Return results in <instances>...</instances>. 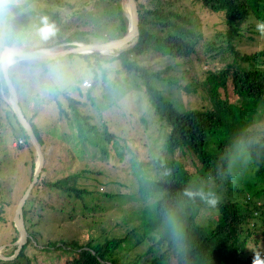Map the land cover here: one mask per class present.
<instances>
[{"label": "trees", "instance_id": "16d2710c", "mask_svg": "<svg viewBox=\"0 0 264 264\" xmlns=\"http://www.w3.org/2000/svg\"><path fill=\"white\" fill-rule=\"evenodd\" d=\"M34 1L40 0H24L12 6L14 16L0 17V54L6 47L23 52L31 50L23 43L29 15L19 11ZM120 1L94 0L73 32L69 26L59 23L56 14L48 13L50 22H58L56 26L46 23L43 18L46 11L37 15L41 30L53 35V47L69 50L74 48L73 44L109 42L124 37L129 22ZM136 3L139 36L124 49L104 55H70L55 61L22 60L8 69L20 108L41 146L45 134L37 120L44 107L38 108L35 99L36 104L27 98L29 93H41L39 88L35 93L32 80L26 85L18 72L27 70L35 75L33 79L40 78L52 73V68L63 66L64 59L69 62L75 57L85 62L86 70L93 75L90 90L98 84L105 89L108 76L114 75L111 93L103 96L104 102L110 101L113 106L118 93L124 91L142 93L167 132L164 144L168 156L148 159L149 170L134 168L133 175L127 176L131 178L129 184L123 186L128 193L102 195V199L109 200L137 199L139 208L125 213L121 224H115L117 232L101 230L96 236L88 234L84 242L51 241L41 245V252H61L67 256L65 262L56 264H122L119 257L125 255L134 241L140 245L148 240L153 243L148 256H144L149 259L148 264H264V257H260L264 255V48L254 54L239 50L242 41L264 36V0H194L191 5H198L208 14L220 15L223 21L222 32L210 38L205 37L200 18L186 10L185 4L179 7L180 0H136ZM155 58L159 62L150 61ZM164 59L176 61L177 68H188L172 76L174 67L169 64L162 67ZM209 63L219 65L206 69L204 79L199 82L193 74L194 67ZM159 84H167L186 97L182 111L164 95L165 90ZM42 85L54 90L58 117L52 125L65 122L75 128L81 147L100 150L108 158L111 154L118 155L120 144L126 148L134 141L136 128L122 137L106 123L98 127L99 123L93 124V119L84 112L88 103L61 92L50 80ZM90 90L84 95L92 107ZM8 96L0 65V224L5 225L6 213L15 206L11 201L13 175L9 172L16 161L13 143L16 150L28 153L29 161L24 164L29 183L35 170V150L3 100ZM141 148L148 149V146L141 143ZM242 154L249 160L251 174L243 175L236 166L237 157ZM181 157L190 158L191 169L178 160ZM46 172V168L42 169L23 208L27 243L16 259L0 260V264H33L25 251L39 246L37 237L41 235L35 230L29 231L28 223L35 229L40 227L45 209L66 215L72 222L93 220L103 211L101 205L91 202L96 198L86 200L91 192L75 185L84 173L43 177ZM43 189L48 194V204L56 193L57 206H43L44 200L38 199ZM126 219H130L129 223ZM10 225L13 235L4 242L7 246L19 238L12 219ZM156 246L165 247V251L158 253ZM15 250V246L5 248L3 255L11 257ZM140 259L137 257V261Z\"/></svg>", "mask_w": 264, "mask_h": 264}, {"label": "rangeland", "instance_id": "374dc122", "mask_svg": "<svg viewBox=\"0 0 264 264\" xmlns=\"http://www.w3.org/2000/svg\"><path fill=\"white\" fill-rule=\"evenodd\" d=\"M23 1L24 0H0L1 19H5L12 15L14 16L15 13L12 6L23 3ZM184 1L187 2L184 3ZM93 2L94 0H40L27 4L19 11V13L29 15V22L25 32L26 36L23 39L25 46H28L29 49H31L29 52L48 50L52 51L50 53H57L65 51L56 50L57 48L53 47L55 39L52 34L41 30V19L37 14L42 15L43 12L46 11L43 18L46 23L49 22V24L54 26H56L58 22L53 20L50 22L48 13L56 14L59 23L69 26L71 32H73L75 28L81 24L79 19L86 17V12L91 9ZM120 2L122 10L127 17L128 12L124 6L125 1L121 0ZM180 2L179 7H182L181 4H185L184 7H186V10L194 13L200 18L203 23L205 37L210 38L216 32H222L223 21L220 19V15L208 14L198 5H191L194 0L193 2L191 0H180ZM53 28L56 29L58 27ZM79 28L83 27L81 26ZM95 28L99 30L98 27ZM66 32H64V34ZM100 33L104 35L102 32ZM248 36L250 35H247V37ZM101 43L104 42L100 40H94L92 42V44ZM263 48L264 36L255 37L254 40L250 42L242 41L241 44H239V50L246 54L257 53ZM150 61L159 62L157 58ZM63 62L65 63L63 66L52 68L53 72L49 75H43L36 79H33L35 75L28 73L27 70H20L18 72L20 78L26 81V85L28 81L32 80L35 93H37L38 88V93H41V95L36 94L38 97L32 93L26 94L29 102L36 104V100L38 108H40V106L44 107L42 115L40 114L37 120V123L44 128L43 132L45 134V136H43L44 144L42 146L40 145L44 156L42 169H47V172L46 174H43V177H57L62 173H68L70 175L84 173L82 177L76 180L75 185L91 192V196L87 197L86 200L91 201V199L96 198L97 200H92L91 202L101 205L103 211H101L100 215H95L96 217L93 220L78 221L79 219H76L72 222L69 221L66 215L60 216L57 213L49 212V209H45L44 217L40 221V227L35 229L28 223L29 231L32 229L41 235V238L37 237L36 245L39 246H31L25 251V254H27L33 264H56L57 262H65L67 259V256L61 252L53 253L51 251L50 253H42V244L61 239L79 240V242H84L86 240L85 237L88 234L96 236L101 230L117 232L118 227H115V224H121L125 213H131L139 208L138 203L136 202L137 199L131 200L123 197H114L109 200L102 199V195L108 194L110 196H119L125 194V191L128 193L123 186L129 184L131 178H128L127 176L129 173H132L134 168L149 170L148 159L153 160L164 154L168 156L164 144L165 133L167 132L161 126L159 118L154 114V111L151 109L146 97L142 93L135 90L129 92L124 91L123 94L118 93L117 98L114 100L115 104L112 106L110 101L108 103L107 101H103V96L106 93H111V90L109 91V89L113 85L112 78L114 75L108 76L107 82L104 85L105 89L98 84L96 89L90 90L92 89L91 84L93 75L86 70L85 62L78 57H75L69 62L64 59ZM16 63H18V60L14 59V64ZM167 64L174 67L173 72L171 73L172 76H176L178 72L184 73L188 68L187 66L177 68L176 61H170L168 59L162 60V67H165ZM218 65V63H209L203 67L196 66L194 67L195 70L193 71V74L200 82L204 79L203 72L206 71V69H212L218 67ZM186 77L188 76L186 75ZM48 80L53 82L61 92H67L71 97L75 98V100L81 101L82 103H88L86 108H84V112L93 119V124H96V122L99 123L98 127L101 126V123H106L110 130L122 135V137L126 136L128 131L132 132L136 128L135 130H137V132L133 135L134 141H132L131 144H127L126 148L120 144L119 147H121V150H118V155L114 156L111 154L108 158L103 157L100 150L90 149V146L81 147V142H78L75 136V128L68 127L65 122L52 125V123L56 121L58 113L53 102V88L42 85ZM159 88L165 90L164 95L176 105L178 110L182 111L184 109L186 97H182L177 89L169 87L167 84H159ZM87 90H90V96L93 98L94 105L92 107L90 106V102L86 101L84 95ZM25 91L27 90L23 89V92ZM80 94L82 95V98L80 97ZM3 100L9 107V96L3 98ZM142 121H145L146 123H143ZM262 124L264 127V121ZM141 143L142 145H147L148 149H142ZM12 151L14 152L16 161L15 166L13 165L12 168L9 169L12 171L9 172L13 175L11 184L13 193L11 201L15 203V206L11 207V209L8 210V213H6L9 222L7 221L6 225L0 224V248L3 246L0 255L2 256H4L3 250L5 248L14 247V243L7 246L4 242L9 240L13 235L10 220L14 218L15 209L19 202L18 200L22 197L31 183H29L28 179V169L24 164L26 161H29L28 153L22 150H16V143L12 144ZM178 160L188 169H191L190 158L181 157L178 158ZM36 161L37 155L35 153V164ZM236 166L241 169L243 175L252 173L249 166V160L243 154L237 157ZM131 175H133V173ZM52 195L54 196L53 200L48 204V200L46 199L48 194L45 189H43L38 194V199L42 198L44 200L43 206L46 205L47 208L48 206L52 208L58 204V201L55 198L56 193H53ZM29 208L31 207H28V209ZM206 217H208V215ZM129 220L130 219H126V223H129ZM152 245L153 243L148 240L143 241L140 245L134 241L133 246L128 247L129 250L124 252L125 255L119 257L120 262L122 264H148L149 259L144 256H148L147 252ZM155 250L158 253H162L165 251V247L156 246ZM139 256L141 259L137 261V257ZM260 257L263 258L264 255H261Z\"/></svg>", "mask_w": 264, "mask_h": 264}, {"label": "water", "instance_id": "95a60500", "mask_svg": "<svg viewBox=\"0 0 264 264\" xmlns=\"http://www.w3.org/2000/svg\"><path fill=\"white\" fill-rule=\"evenodd\" d=\"M126 1L129 6V12H128V33L117 40H112L109 42H104L101 44H73L74 48L65 50L62 52H57V53H49V54H44L43 52H47L48 50H39V51H33V52H23L22 50H17V49H12V48H5L3 52L0 55V65L3 73V77L6 83V87L8 89L9 93V98L10 102L9 107L14 113L18 123L20 126L23 128L25 131L27 137L30 140V143L32 144L35 153L37 155V161L35 164V170L33 174L32 181L26 191L24 192L23 196L19 200L17 207L15 209V214L13 218V225L17 232L19 233V238L18 240L14 243V246L16 247V250L14 254L11 257H5L0 255V260L1 261H13L16 259L23 249V247L26 245L28 236L26 233L25 229V224H24V217H23V208L25 205L26 200L29 197V194L33 188V186L37 183L38 178L40 176V173L43 168L44 164V156L43 152L41 149V146L36 139V136L34 135L33 129L29 122L26 120L20 105L18 101V95L16 92V89L9 77L8 74V69L10 66L6 65L3 62V57L7 56L9 54L13 55L14 59H17L18 61L22 60H48V61H55L58 59H62L65 57H68L70 55H80V54H93V53H99L101 55H104L110 51H118L124 49L128 44L136 40L139 36V19H138V9H137V3L136 0H122ZM52 50V49H51ZM52 52V51H48ZM14 64V63H13ZM12 64V65H13ZM3 248V246H2ZM0 248V252L2 250Z\"/></svg>", "mask_w": 264, "mask_h": 264}, {"label": "clouds", "instance_id": "9594fccd", "mask_svg": "<svg viewBox=\"0 0 264 264\" xmlns=\"http://www.w3.org/2000/svg\"><path fill=\"white\" fill-rule=\"evenodd\" d=\"M3 62L8 65L11 66L14 63V57L13 55L9 54L7 56L3 57Z\"/></svg>", "mask_w": 264, "mask_h": 264}, {"label": "bare ground", "instance_id": "6f19581e", "mask_svg": "<svg viewBox=\"0 0 264 264\" xmlns=\"http://www.w3.org/2000/svg\"><path fill=\"white\" fill-rule=\"evenodd\" d=\"M127 9V12H129V6H128V3L125 1V5H124ZM44 54H49L50 52H43Z\"/></svg>", "mask_w": 264, "mask_h": 264}, {"label": "crops", "instance_id": "0c3cea01", "mask_svg": "<svg viewBox=\"0 0 264 264\" xmlns=\"http://www.w3.org/2000/svg\"><path fill=\"white\" fill-rule=\"evenodd\" d=\"M12 222H13V218H12Z\"/></svg>", "mask_w": 264, "mask_h": 264}, {"label": "built area", "instance_id": "2783aa9c", "mask_svg": "<svg viewBox=\"0 0 264 264\" xmlns=\"http://www.w3.org/2000/svg\"><path fill=\"white\" fill-rule=\"evenodd\" d=\"M86 85H88V84H86Z\"/></svg>", "mask_w": 264, "mask_h": 264}]
</instances>
